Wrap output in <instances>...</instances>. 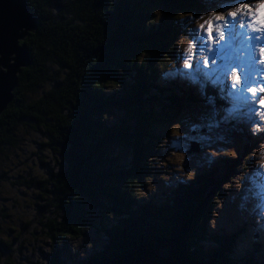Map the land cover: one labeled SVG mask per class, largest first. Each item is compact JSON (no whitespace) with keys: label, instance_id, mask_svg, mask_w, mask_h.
Listing matches in <instances>:
<instances>
[{"label":"trees","instance_id":"trees-1","mask_svg":"<svg viewBox=\"0 0 264 264\" xmlns=\"http://www.w3.org/2000/svg\"><path fill=\"white\" fill-rule=\"evenodd\" d=\"M27 1L38 20L37 31L25 40L32 63L19 75L13 101L0 117V157L22 147L21 129L43 140L49 169L39 177L30 171L19 175L15 183L42 191L48 203L41 208L58 217L38 219L54 246L51 264H131L142 257L172 264L159 257L164 249L177 252L172 257L179 264H261L255 261L257 251L226 253L242 236L207 233L213 203L222 197L213 174L199 176L194 184L179 183L163 198L137 202L131 194L145 190L148 161L160 144L157 126L169 129L167 122L173 124L187 103L197 101L162 90L156 79L174 60L175 42L185 30L174 16L204 6L197 0ZM155 8L161 11L159 22ZM141 52L146 53L143 62L136 59ZM156 103L174 115L161 112ZM113 112L124 119L107 122ZM119 148L129 150L128 163L117 154ZM240 162L235 160L236 166ZM91 209L100 211L99 229L108 244L78 262L67 255L68 240L83 236ZM208 239L224 242V248L208 250ZM12 251L0 239V257Z\"/></svg>","mask_w":264,"mask_h":264},{"label":"rangeland","instance_id":"rangeland-1","mask_svg":"<svg viewBox=\"0 0 264 264\" xmlns=\"http://www.w3.org/2000/svg\"><path fill=\"white\" fill-rule=\"evenodd\" d=\"M197 2L204 6L203 9L193 14H181L185 18L191 14L197 21L195 31L188 28L182 33L187 35L194 45L189 67L183 66L184 57L175 43L174 60L167 62L166 69H160L156 79L162 90L169 88L186 93L197 101L187 103L173 124L164 117L171 125L169 129L159 130L157 126L156 141L160 144L152 158V166L148 164L147 167V175L153 177L152 182L156 190L148 199L163 198V193L170 194L169 192L176 188L179 184L178 178L182 177L172 171V163L168 157L173 152L185 153V171L195 169L197 174L193 181L184 184H194L199 176L213 174L222 185L220 187L222 197L218 200L221 207L217 208L216 203H213L214 207L205 226L207 233L228 237L233 234L241 236L244 231L242 238H236V245L234 244L235 253L242 256L246 255L245 249L252 240L258 238L256 242L261 245L262 258L255 257V261L260 263L264 260V171L253 165V158L249 154L264 142V133L254 137L250 131L253 125L264 124L262 118L264 106L260 103L264 100V92L260 91L264 88V58L261 54V49L264 48V33L251 32L256 26L264 25V0H223L222 3L220 0H197ZM226 11L236 12V15H226ZM218 16L223 19H217ZM221 32L224 34L223 39ZM259 64H263L260 71L251 68ZM233 71L238 74L240 84L234 82ZM249 89H254L256 94L253 95ZM154 106L161 112L174 115L172 110L162 109L160 103ZM123 119V113L113 112L108 115L107 122L115 124ZM174 126L179 127L180 136L172 133ZM17 137L25 142L22 147L7 149L0 157V223H6V235L9 238L3 240L11 249L20 241L15 251L21 254L24 264H51L54 246L38 223V219L46 222V218L50 216L41 208V203H48V197L38 189L22 188L15 183L19 181V175L26 176L29 171L32 176H41L43 169L48 167V159L45 156L49 154L41 151L44 149L41 145L43 140L38 135L29 134L28 131L21 129ZM210 148L217 151L236 149L240 165L236 166L235 160L238 159L226 155L216 158L209 156L207 150ZM117 154L125 163L129 162V150L119 148ZM226 177L237 178L239 187L224 189ZM165 178L170 180L172 185L166 186ZM144 187L147 191L145 184ZM214 210L217 212L216 217L212 215ZM21 211L23 215L20 214ZM90 211V224L83 230V236L68 240L67 255L78 262L101 252L108 244L105 231L99 229L100 211L92 209ZM49 218L58 217L53 214ZM213 218L216 219L215 230L210 228V220ZM257 219L261 221L260 224L256 223ZM31 223H33L31 226L26 227ZM26 233L32 240H42L43 244L51 249V254L43 249H35L39 252L40 261L22 255L27 251V247H30L29 241L21 239ZM75 241L83 243L78 245L74 254L72 243ZM89 241L94 245L91 251L84 247ZM57 247L60 250L61 245L57 244ZM210 247L224 248V242L213 241L207 244L208 250ZM82 251L86 253L84 258H80L79 255ZM176 253L172 249H164L159 253V257L170 260L172 264H179V260L172 257L177 256ZM12 254L4 258L16 264ZM181 258L184 261V257ZM61 260L63 258H60ZM2 261L5 262L4 259Z\"/></svg>","mask_w":264,"mask_h":264},{"label":"clouds","instance_id":"clouds-1","mask_svg":"<svg viewBox=\"0 0 264 264\" xmlns=\"http://www.w3.org/2000/svg\"><path fill=\"white\" fill-rule=\"evenodd\" d=\"M222 3L223 0H220ZM230 12L226 11V15H229ZM155 22H159L161 18V11L159 9L153 10ZM199 15V14H197ZM203 19V17H201ZM153 21H149L148 23H152ZM174 23L179 24L182 26V28L188 29L190 28L192 31H195V28L197 26V21L193 18V16L190 14L185 18L183 15H180L178 17L174 16ZM176 46L180 52V54L184 57L183 59V66L185 68L189 67V61L192 59V52L194 45L193 43L188 39L187 35L181 34L178 39L176 40ZM146 55L145 52H141L139 56L136 58L138 61L143 62L144 56ZM3 68L0 66V71H2ZM264 118V117H262ZM252 136H257L259 133H264V124L261 125H253L250 129ZM172 133L175 136H180L181 133L179 131L178 126H174L172 129ZM208 155L216 158L221 155H226L228 157H231L232 159H239V154L236 149H220L219 151L214 149H208ZM249 156L253 158V165L255 167H258L261 171H264V142H261L257 148H255ZM168 160L172 163V171L179 174V177H182V179L177 180L178 183H187L191 182L196 177V171L195 169L185 171V161H186V154L185 153H177L173 152L169 157ZM149 166H152V158H149ZM211 163V161H209ZM153 177L147 176L144 178L143 183L147 186V191L141 190L140 188H136L131 194L135 198L137 202L141 201H147L149 195L156 190V186L153 184ZM133 183H136V181H133ZM165 185H172L171 181L165 178ZM232 187H239V184L237 182V178H229L227 182L224 183L223 188L224 189H231ZM217 208L221 207V202L216 201ZM21 215H23L22 211L20 212ZM111 217V214H109ZM213 217L217 216V212L213 211ZM257 224H260L261 221L257 219ZM35 227V225H33ZM210 228L215 230L216 228V219L213 218L210 220ZM7 232V225L6 223H0V239L8 240V236L6 235ZM22 240L29 241L30 247H27V251L23 252L22 255L24 256H30L34 261H40L41 257L39 255L38 251H35V249H43V251L51 254V249L47 246H45L42 242V240H32V238L26 233L24 237L21 238ZM46 239V238H42ZM20 241H17L16 245H13V254L12 258L16 261V264H24V261L21 258V254L16 253V248L19 247ZM82 241H75L72 243V251L75 254L78 248V245L82 244ZM93 243L89 241L86 245H84L85 248H87L89 251L93 248ZM194 251V249H192ZM80 258H84L86 253L80 252ZM5 259L4 257H0V264H2V260ZM261 264H264V261L261 262Z\"/></svg>","mask_w":264,"mask_h":264},{"label":"water","instance_id":"water-1","mask_svg":"<svg viewBox=\"0 0 264 264\" xmlns=\"http://www.w3.org/2000/svg\"><path fill=\"white\" fill-rule=\"evenodd\" d=\"M38 20L27 0H0V117L12 103L19 75L32 61L25 40L37 31ZM131 264H162L139 258Z\"/></svg>","mask_w":264,"mask_h":264},{"label":"bare ground","instance_id":"bare-ground-1","mask_svg":"<svg viewBox=\"0 0 264 264\" xmlns=\"http://www.w3.org/2000/svg\"><path fill=\"white\" fill-rule=\"evenodd\" d=\"M258 29H264V25H261L260 27H259V26H256L254 29L251 30V32L254 33V34H255V33L258 34L259 32H260L259 34H261V32L264 33V30H258ZM247 44H248V43H247ZM251 64H252V63H251ZM262 65H263V64H262ZM262 65H261V64H259V65H254V66H251V68H253V69L256 68L257 70L260 71V69L262 68ZM261 75H262V74H261ZM239 105H240V104H239ZM242 232L244 233V231H242ZM209 233H210V234H213V233H211V232H209ZM243 233H241V236L243 235ZM244 234H245V233H244ZM257 239H258V238H257ZM257 239H255V242H256ZM211 242H212V241H210V240L208 239L207 243H211ZM255 242L253 243L255 246H250V245H248V248L245 249V253L247 254V253H250V252H256V251H257L256 254H254V255H255V257H259L258 259H260V258L262 257V256H260V253H261V248H260V247H261V245H260V244L258 245L257 242H256V243H255ZM235 245H236V244H235ZM257 247H258V248H257ZM256 248H257V249H256ZM255 249H256V250H255ZM233 250H234V245H233L232 248H227V249H226V253H228L227 251H231V252H233ZM234 252H235V251H234ZM234 252H233V253H234ZM233 253H232V254H233ZM232 254H231V256H232L231 258H234L235 256H233L234 254H233V255H232ZM236 255H240V256H242V254H237V253H236ZM244 256H245V255H244ZM258 259H257V260H258Z\"/></svg>","mask_w":264,"mask_h":264},{"label":"snow or ice","instance_id":"snow-or-ice-1","mask_svg":"<svg viewBox=\"0 0 264 264\" xmlns=\"http://www.w3.org/2000/svg\"><path fill=\"white\" fill-rule=\"evenodd\" d=\"M238 11H239V9H237V12ZM229 15L235 16L236 12H230ZM216 18L217 19H223V17H219V16L216 17ZM258 30H264V29H258ZM220 35H221V39H223V35H224L223 32H221ZM261 54H262V58H264V48L261 49ZM232 78H233V80H234V82L236 84H240L241 83V80H240L238 74L235 71H233V73H232ZM249 91L252 92L253 95L256 94L254 89H249ZM260 91L264 92V88L260 89ZM260 103H261L262 106H264V100H261Z\"/></svg>","mask_w":264,"mask_h":264}]
</instances>
